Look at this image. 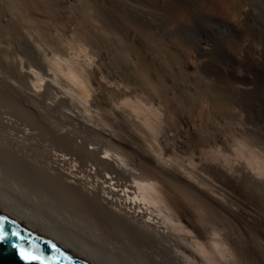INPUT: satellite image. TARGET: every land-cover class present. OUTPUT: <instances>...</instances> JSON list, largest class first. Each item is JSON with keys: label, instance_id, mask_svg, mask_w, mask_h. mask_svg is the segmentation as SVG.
I'll use <instances>...</instances> for the list:
<instances>
[{"label": "rangeland", "instance_id": "obj_1", "mask_svg": "<svg viewBox=\"0 0 264 264\" xmlns=\"http://www.w3.org/2000/svg\"><path fill=\"white\" fill-rule=\"evenodd\" d=\"M62 1L51 0L53 15L39 1L18 5L24 20L10 9L0 14V26L15 29L0 30V75L21 89L26 129L90 130L113 157L193 182L204 246L212 211L264 240V0H89L97 25L121 37L125 54L89 41L63 18ZM193 124L199 132L183 130ZM11 144L0 130V145ZM18 150L45 166V151Z\"/></svg>", "mask_w": 264, "mask_h": 264}, {"label": "bare ground", "instance_id": "obj_2", "mask_svg": "<svg viewBox=\"0 0 264 264\" xmlns=\"http://www.w3.org/2000/svg\"><path fill=\"white\" fill-rule=\"evenodd\" d=\"M36 1L52 15L59 11L51 0ZM36 1L0 0V14L10 9L24 20L18 5L32 8ZM59 6L63 18H72L89 41H100L111 52H124L121 37L97 25L89 0H64ZM122 24L130 42L137 43L136 29L126 21ZM0 30L7 34L15 29L0 26ZM6 49L0 47V51ZM70 66L66 67L69 77L81 84ZM205 112L202 108L199 123ZM27 118L20 87L0 75V130H7L12 143L0 145V184L45 209L70 230L113 251L128 264H217L215 260L222 258L220 264H264L262 233L235 228L226 212H208L211 231L202 245V194L193 182L172 178L169 171L151 163H127L120 152L113 157L90 130H27ZM183 130L197 133L200 129L193 124ZM19 147L34 150L35 155L45 151V166ZM203 254L207 263L202 262Z\"/></svg>", "mask_w": 264, "mask_h": 264}, {"label": "water", "instance_id": "obj_3", "mask_svg": "<svg viewBox=\"0 0 264 264\" xmlns=\"http://www.w3.org/2000/svg\"><path fill=\"white\" fill-rule=\"evenodd\" d=\"M0 264H128L0 184ZM16 233V235H13ZM23 253L41 257L25 260Z\"/></svg>", "mask_w": 264, "mask_h": 264}, {"label": "snow or ice", "instance_id": "obj_4", "mask_svg": "<svg viewBox=\"0 0 264 264\" xmlns=\"http://www.w3.org/2000/svg\"><path fill=\"white\" fill-rule=\"evenodd\" d=\"M4 232H3V225L2 223H0V239H3L4 238ZM13 235H16V233H13ZM22 255L24 256V259L25 260H37V259H41V257H38V256H32V255H29L27 253H23L22 252Z\"/></svg>", "mask_w": 264, "mask_h": 264}]
</instances>
